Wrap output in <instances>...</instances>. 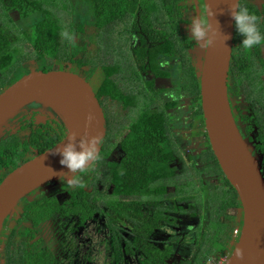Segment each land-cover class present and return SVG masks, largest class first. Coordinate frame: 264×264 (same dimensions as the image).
<instances>
[{
  "label": "flooded vegetation",
  "instance_id": "flooded-vegetation-1",
  "mask_svg": "<svg viewBox=\"0 0 264 264\" xmlns=\"http://www.w3.org/2000/svg\"><path fill=\"white\" fill-rule=\"evenodd\" d=\"M78 1L39 0L44 13L58 22L61 35L68 32L71 36V39L61 36V47L68 49L72 57L68 43H76L78 55L73 61L51 57L24 61L25 71L21 73L26 75L34 68L43 72L61 70L85 78L104 110L107 135L98 161L78 184L69 186L67 177L72 174H68L18 203L0 233V264H145V252L152 264L227 261L241 236L244 217L238 193L226 183L206 128L198 76L203 51L190 38L188 30L192 17L201 14L202 2L206 8L204 0H122L131 12L123 17L110 15L114 21L102 26L98 19L105 13L92 12L87 0L78 7ZM241 4L264 23V0H241ZM41 10L31 11V18L42 17ZM15 14L22 23L27 16L16 8L9 11L16 25ZM82 20L91 21L94 35H89ZM26 25L21 24L22 30ZM241 39L235 29L228 98L241 135L260 162L264 175V45L244 49ZM92 42L98 45V51H91L94 56L87 58ZM139 50L144 51L140 61L135 58ZM165 61L166 66L161 67ZM116 62H121V71L115 78L121 92L127 91L145 102V110L164 115H158L160 119L153 121L152 129L145 127V135L151 139L145 141V160L148 162L150 157L160 164L159 175L155 177L153 170L145 167V173L133 175L129 187L119 196L113 181L116 173L123 170L126 156L121 148L122 139L109 137V125L115 126L114 120L119 115L131 123L144 104L132 99L135 104L125 106L98 96L103 67H112L110 64ZM86 67L93 71L99 68L101 72L94 76ZM171 94L177 99H170ZM64 132L67 133L62 124L41 112L39 105H32L16 117L0 141L15 139L24 150L19 157L22 163L35 158L36 138L56 140ZM104 149L109 151L108 156ZM7 168H0L1 181L11 171ZM215 189L221 198L227 194L230 200L239 203L232 206L234 214L229 223L221 214L229 209L215 211L210 206L208 197ZM113 199L121 202V208L122 203H130L140 216L127 210L121 216L118 211L110 212ZM201 219L205 226L199 234ZM214 220L220 224L215 229L222 227L226 232L215 233ZM165 234L169 238L177 236L178 241L186 238L196 243L184 255L179 249L170 254L169 242L159 239ZM216 244L220 245L217 250L213 248Z\"/></svg>",
  "mask_w": 264,
  "mask_h": 264
},
{
  "label": "water",
  "instance_id": "water-1",
  "mask_svg": "<svg viewBox=\"0 0 264 264\" xmlns=\"http://www.w3.org/2000/svg\"><path fill=\"white\" fill-rule=\"evenodd\" d=\"M234 0H204L216 35L202 50L198 64L203 111L212 149L227 180L237 191L243 211V228L232 256L225 264H264V175L233 117L228 98V77L235 27L230 10ZM212 35V33H210ZM32 105L64 125L66 137L54 147L23 163L0 184V233L18 203L35 190L71 174L60 163L56 149L72 134L91 138L107 135L104 110L91 84L69 71L33 69L0 94V139L11 123ZM89 115L94 117L88 125ZM102 143L98 145V153ZM240 251V256L236 251ZM209 264V263H208Z\"/></svg>",
  "mask_w": 264,
  "mask_h": 264
},
{
  "label": "trees",
  "instance_id": "trees-1",
  "mask_svg": "<svg viewBox=\"0 0 264 264\" xmlns=\"http://www.w3.org/2000/svg\"><path fill=\"white\" fill-rule=\"evenodd\" d=\"M84 2L85 0L78 1L77 6H82ZM87 2L90 4L92 12H94L95 14L100 12L105 13L104 17L98 19V24L100 26L114 21L110 15L123 17L127 12H131L129 11V7H125L124 1L122 0H87ZM41 4L42 3H40L39 0H0V6L3 8V11L0 9V17L4 18V23H0V89L4 88L8 82L15 83L17 80L23 77L24 73H21V70L25 71V67L23 66L24 61H43L46 60L47 57H51L57 60L67 59L73 61V58L78 55L79 45L76 43H68V46L72 47V57H70L68 49L65 52L66 48L61 47V28L56 20H53L52 18L48 17L46 13H44V9H42ZM13 8L21 11L22 15L24 13L27 14L23 22L27 24L26 27H24V30H22L21 26L16 25L13 22V19L9 16V11L13 10ZM33 10H41L43 16L31 18V11ZM8 23L11 24V26ZM10 32L17 33V36H14V39H17L15 42H13V37H10ZM20 40L24 42V47H20L19 45L17 46V43H19ZM25 46H29L30 50L25 51ZM142 52L139 50L135 53V58L139 61L142 58ZM21 54H25V57H21L19 60V56ZM120 63L121 62H116V64L112 67H103L104 77L98 90V96H105L106 98L112 99V101H120L125 106H131V103L135 104V102H132V99H134L137 103L139 102L144 104V106L143 110L140 112L139 116H137L136 120H133L131 123L130 121H126V118L124 116L119 115L114 120L115 126L113 125V123H110L109 125V137L111 136L116 138V136H119L122 139L121 148L126 156L125 159H123V170L121 171V173H116L115 179L113 181V183L116 184V191L118 196L123 194L129 187L131 179L134 178L132 177L133 175H135L136 173H145V167L151 168L154 172L155 177L159 175L160 169H158L157 166L160 164L157 165L155 160L150 157L148 159V162L147 160H145V141L151 140L149 138V135H145V127H149L150 129H152L154 126L151 125L153 121L160 119L158 115H162L164 117L163 114H156V112H153V110H145V102L138 100L135 95L133 96L127 94V91L121 92V89L119 87L120 83L118 82V80H115L116 76L121 71ZM82 64L83 63H81V65ZM123 120H125L126 122H124ZM63 127L65 126L63 125ZM66 131L68 132L67 129ZM66 135L67 133H62L61 136L57 137L56 140H53L51 138H36V145L34 148L37 150V152L35 153V157L54 147L56 144L61 142L66 137ZM106 146L107 148H109V142L106 144ZM23 151H21L18 142L15 139L1 140L0 168L8 167L6 170H11L8 173L10 174L23 163H26H21L19 161V157L23 154ZM103 151L106 156L109 155V151L105 149ZM8 174L4 177V179L8 176ZM2 181L0 182V184L2 183ZM226 183L228 184V186H232L227 178ZM212 195L208 197V200H210V202ZM222 202L224 203V205L223 208L222 206H220V210L222 211L224 209L223 212L227 209L230 210L232 206L239 205L238 202L232 201L230 200V198L222 199ZM112 204L113 209H111L110 212L118 211L119 216L125 215L124 210L131 211L136 217L140 216L138 209H133L130 203H122L121 208V202H117L113 199ZM135 204L138 205L140 203ZM240 206L242 208V204H240ZM227 219H232V216L228 215ZM199 224L200 234L201 229L205 226L204 219H201ZM212 226L214 227V232L217 234L226 232L222 230V227L221 229H215L216 227L220 226V224L217 223V220H214L212 222ZM151 230H153V228ZM207 237L208 235H205V238ZM177 244H182L181 240L177 241ZM177 244L169 246L168 250L170 254L177 252L176 246L179 247V245ZM145 264H152L151 258L146 252Z\"/></svg>",
  "mask_w": 264,
  "mask_h": 264
},
{
  "label": "clouds",
  "instance_id": "clouds-1",
  "mask_svg": "<svg viewBox=\"0 0 264 264\" xmlns=\"http://www.w3.org/2000/svg\"><path fill=\"white\" fill-rule=\"evenodd\" d=\"M201 7V14L192 17L188 23V30L190 38L201 50L206 51L212 47L214 43L213 36L216 35V31L219 28L213 29L208 9L203 6V2ZM230 15L234 21V27L238 35L242 38L241 46L244 49L264 45V23H262L261 17L254 14L246 5L241 4V0H234ZM62 35L67 39H71L68 32H64ZM166 64V61L162 62L161 67H165ZM170 99L175 100L177 97L175 94H171ZM93 120L94 117L89 115L87 118L88 125H91ZM67 141V143L64 142L58 146L56 154L61 157V165L66 167L72 174L71 178L67 177L68 185L72 186L78 184L82 176L89 172L98 161V145L102 143V138L100 136L91 138L81 137L78 140L77 135L72 134L71 138ZM235 251L236 255L240 256V251ZM231 256L232 253L229 252V257ZM209 264H211L210 259Z\"/></svg>",
  "mask_w": 264,
  "mask_h": 264
},
{
  "label": "rangeland",
  "instance_id": "rangeland-1",
  "mask_svg": "<svg viewBox=\"0 0 264 264\" xmlns=\"http://www.w3.org/2000/svg\"><path fill=\"white\" fill-rule=\"evenodd\" d=\"M0 9L3 11V8L0 6ZM14 18L16 19L15 21L17 22V25H19V26H21V24H23L22 23V21H18V15L17 14H15L14 15ZM93 20V19H92ZM1 22H3L4 23V18L3 17H0V23ZM5 22H6V20H5ZM82 23H86L87 24V27H88V30H89V35H94V33H95V29L93 28V25L91 24V21H87V20H82ZM9 24V23H8ZM10 26H11V24H9ZM117 26H118V24H117ZM26 27V26H25ZM17 33L16 32H10V37L12 38L13 37V42H15L16 40L14 39V36L16 35ZM17 36V35H16ZM20 46V47H24V42L23 41H21L20 40V42L19 43H17V46ZM95 45V46H94ZM26 47V51H29L30 50V47L29 46H25ZM90 49H89V51H90V53H88V55H87V58L88 57H93L94 56V53H92V52H94V50L95 49H97V51H98V45L97 44H95V42L93 43H91V45H90V47H89ZM92 51V52H91ZM97 51H95L96 53H97ZM65 52H66V49H65ZM97 54H100V55H102V53L100 52V53H97ZM97 56V55H96ZM23 58V57H25V54L24 55H20L19 56V60H20V58ZM98 57V56H97ZM26 62V61H25ZM125 62L126 63H128L129 62V59L128 58H126L125 59ZM16 64V63H15ZM14 64V65H15ZM110 66H113V64H110ZM86 69H87V71H90V74L91 75H94L95 76V73H97V76H98V73L99 72H101L100 71V69L99 68H97L95 71H93V70H90L89 69V67H86ZM130 71L131 70H129L128 71V74H130ZM27 75V74H26ZM128 76V75H127ZM5 88H7V85L3 88V89H5ZM2 89V90H3ZM138 89L139 90H141L142 89V87L141 86H139L138 87ZM2 90H0V93L2 92ZM225 198H229V196L227 195V194H225ZM225 198H221V195L219 194V191H218V189H215V191H214V193H213V195H212V198H211V202H210V206L213 208V210H215V211H218V210H220L221 208H220V206H222V208H223V205H224V203L222 202V199H225ZM224 210V209H223ZM222 210V211H223ZM223 216H224V218L226 219V221L229 223V221H228V219H227V216L228 215H233L234 214V211H232V209H230V210H228V211H225V213H221ZM192 225H194V224H192ZM211 225V224H210ZM195 226V225H194ZM203 229H204V227H203ZM181 233V232H180ZM198 238V237H197ZM159 239L162 241H166V242H169L168 244H170V245H172V244H177V241H178V237L177 236H174V235H172V238H169L168 237V235L167 234H165V235H163V236H160L159 237ZM181 242H182V244H181V246H179V247H177V250L179 249L180 250V253L182 254V255H184L185 254V252L189 249V248H191V247H193L194 246V243H196V242H194V243H191V241L190 240H188V241H186V238H182L181 239ZM200 242H203V241H200ZM177 245H179V244H177ZM220 247V245L219 244H216V245H214L213 246V248L214 249H218ZM196 251V250H195ZM185 259V261H188L186 258H184Z\"/></svg>",
  "mask_w": 264,
  "mask_h": 264
},
{
  "label": "built area",
  "instance_id": "built-area-1",
  "mask_svg": "<svg viewBox=\"0 0 264 264\" xmlns=\"http://www.w3.org/2000/svg\"><path fill=\"white\" fill-rule=\"evenodd\" d=\"M212 263L211 264H225L226 263V260H223V259H221V260H217V261H211Z\"/></svg>",
  "mask_w": 264,
  "mask_h": 264
}]
</instances>
